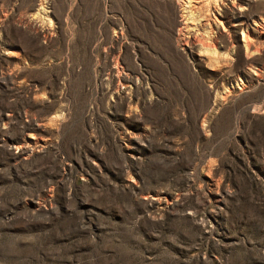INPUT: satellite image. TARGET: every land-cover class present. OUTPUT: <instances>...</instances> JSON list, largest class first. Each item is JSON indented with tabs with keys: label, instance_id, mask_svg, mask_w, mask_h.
<instances>
[{
	"label": "rangeland",
	"instance_id": "obj_1",
	"mask_svg": "<svg viewBox=\"0 0 264 264\" xmlns=\"http://www.w3.org/2000/svg\"><path fill=\"white\" fill-rule=\"evenodd\" d=\"M0 264H264V0H0Z\"/></svg>",
	"mask_w": 264,
	"mask_h": 264
}]
</instances>
